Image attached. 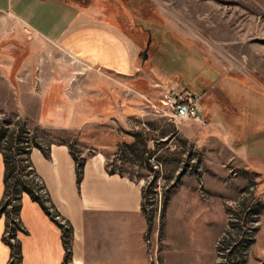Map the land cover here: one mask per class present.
<instances>
[{"label":"rangeland","instance_id":"rangeland-1","mask_svg":"<svg viewBox=\"0 0 264 264\" xmlns=\"http://www.w3.org/2000/svg\"><path fill=\"white\" fill-rule=\"evenodd\" d=\"M73 1L96 4L95 16L125 28L136 48L137 68L123 77L84 65L0 12V151L16 154L19 147L63 142L82 157L91 148L80 139L109 125L127 142L117 146V155H108L106 167L141 186L150 264H264V169L237 158L220 138L211 136L215 117L205 116L207 103L229 102L226 87L211 88L210 98L200 93L222 75L241 80L263 101L264 0ZM113 1L122 6L129 23L117 19L123 13H109ZM149 35L148 57L142 63L139 52ZM153 59L166 77L201 97L199 114L204 113L205 125L194 129L190 120L171 119L159 101L164 91L154 81ZM249 100L253 124L245 119L244 125H234L231 118L228 128L235 126V134L252 153L264 154V132H253L261 105L250 109L255 100ZM62 116L97 122L80 130L54 125ZM134 140L136 146L129 145ZM28 161L31 165L29 156ZM17 171L8 179L4 201L11 230L23 228L13 199L14 188L24 179ZM27 179L37 185L39 195V177ZM12 243L16 254L8 264L21 263L16 236ZM154 246L156 262L149 254Z\"/></svg>","mask_w":264,"mask_h":264},{"label":"crops","instance_id":"crops-1","mask_svg":"<svg viewBox=\"0 0 264 264\" xmlns=\"http://www.w3.org/2000/svg\"><path fill=\"white\" fill-rule=\"evenodd\" d=\"M114 2V5L109 4L112 9L109 13H123V18L119 15L117 19L128 23L126 12ZM93 5L81 6L73 0H0V12L14 16L46 42L56 45L84 65L105 68L123 77L131 76L137 68L136 48L125 28L110 18L99 19L95 16L99 12ZM154 60L151 71L155 73L154 81L163 93L191 90L166 77ZM202 60L211 67L205 59ZM214 86L221 90L226 87L229 102L207 103L208 110L204 106L207 110L205 116L215 117L214 125L209 126L213 132L211 136L220 138L237 158L257 169H264V154L252 153L243 145L239 134H235V126L232 130L228 128L231 118L234 125H244L245 119L248 125L253 124L247 112L248 101L250 98L252 102L255 100L250 109L255 108L258 102L264 114V96L260 101L257 98L259 93H251L241 80L222 75L200 93H204V98H210L207 93ZM203 104L199 102L197 118L189 119L195 123L194 129L206 124L204 113L199 114ZM261 112L257 115L260 117H255L258 120L254 124L255 134L264 132V125L259 122L263 118ZM54 121V125L75 126L80 130L95 124L97 119L62 116ZM89 132V138L84 136L80 139L89 145L91 152L82 155L84 164L79 183L68 144L52 142L48 156L36 147L28 150L29 160L43 185L48 204L69 227L68 247L65 246L61 223L49 215L47 203L23 192L17 210V218L23 228L15 230L21 257L18 264H64L66 254L65 264H150L143 240L148 221L142 209L141 186L118 172H108L106 167L108 155L127 141L121 132L109 125ZM233 135L236 137L232 140ZM4 172L0 153V205L5 200ZM10 219L4 213L0 214V264H8L11 256V247L5 240V228Z\"/></svg>","mask_w":264,"mask_h":264},{"label":"trees","instance_id":"trees-1","mask_svg":"<svg viewBox=\"0 0 264 264\" xmlns=\"http://www.w3.org/2000/svg\"><path fill=\"white\" fill-rule=\"evenodd\" d=\"M102 1H105L106 2L107 0H102ZM126 17H124V18H126ZM122 18H123V16H122ZM126 19H127V21H129L128 18H126ZM136 144H137V142H136V140H134L129 145L136 146ZM49 146L50 145H46L45 148H43V147L39 146L38 144H33L32 145V147L38 148L43 153L44 156H48L49 155ZM68 146H69V149L71 151V155H72V157H73V159L75 161L76 181H77V183H79L80 178H81V174H82V167H83V164H84V158L76 155L74 153V151L72 150L71 146L69 144H68ZM17 149H18V152L16 154L15 153L8 154L6 151H3V152L0 151V153H1L2 157H3L4 167H5L4 181H3L4 182V191H5L4 196L6 197L7 190H8V179H9V177H10L13 169L14 170L15 169H18L17 172L24 179H22L20 181V183H18L19 185L14 188V198H13L14 201L15 202H19L20 197H21V194L23 192H26L29 195H31V197H33L34 199L39 200L41 202H46L47 203V206H48L47 209L49 210V215L52 218H54V216L55 215H58V214L53 209V207L48 204V199L46 197V193H45V190L43 188V185H42L41 181L40 182L37 181L38 182V189H39V195H37L35 193V191H34L35 188H37V185H35L33 183V181H31L30 179H27V176H31V177L33 176V178H37L36 174L34 173L33 169L31 168V165H30V163L28 161V149H26L24 147H19ZM117 152H118L117 150L114 152L115 155H117ZM108 172L111 173L113 171L108 170ZM4 204H5V202H3L2 205H0V214L4 213ZM15 209L18 210V205H17V207ZM62 226H63V224H61V227ZM6 229H8V231L10 233V236H12L14 238L15 237V230H13V229L11 230L10 229V224L7 225ZM62 232H63V238H64L65 246L68 247L69 227L62 229ZM8 243H9L11 249H12L11 250V256L13 257V255L16 254L15 253L14 244L13 243H10V242H8ZM17 256H19V255L17 254ZM67 258H68V256L66 254L65 257H64V260H63V263L64 264H65Z\"/></svg>","mask_w":264,"mask_h":264},{"label":"built area","instance_id":"built-area-1","mask_svg":"<svg viewBox=\"0 0 264 264\" xmlns=\"http://www.w3.org/2000/svg\"><path fill=\"white\" fill-rule=\"evenodd\" d=\"M201 97L193 93L189 90H182L179 92H175L174 94L171 93H163L162 96L159 98V101L161 105L168 109L171 119L176 123H181L182 121L194 119L197 118V111H198V105L200 102ZM58 215H55L54 218H58ZM60 220V219H59ZM61 224H63L64 227H66V223L61 219ZM145 244L151 245V239H150V232L146 230L145 232ZM5 239L12 243L13 237L10 236V233L7 229L5 234ZM150 256L153 257L151 259L153 262H156V256H157V249L156 246L152 247L150 249ZM10 261H13V257H10Z\"/></svg>","mask_w":264,"mask_h":264},{"label":"water","instance_id":"water-1","mask_svg":"<svg viewBox=\"0 0 264 264\" xmlns=\"http://www.w3.org/2000/svg\"><path fill=\"white\" fill-rule=\"evenodd\" d=\"M150 40H151V37L150 35L148 36V39H147V42H146V46L145 48L139 52V55H141V60L142 62L145 61L148 57V54H147V49L149 47V44H150Z\"/></svg>","mask_w":264,"mask_h":264}]
</instances>
